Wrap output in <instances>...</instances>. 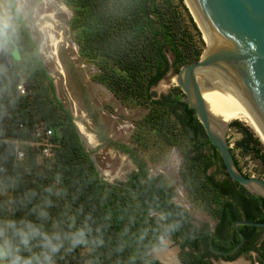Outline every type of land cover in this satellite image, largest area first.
I'll return each instance as SVG.
<instances>
[{
	"label": "trees",
	"instance_id": "obj_1",
	"mask_svg": "<svg viewBox=\"0 0 264 264\" xmlns=\"http://www.w3.org/2000/svg\"><path fill=\"white\" fill-rule=\"evenodd\" d=\"M65 1L73 6L70 25L79 31L76 42L80 53L98 58L100 80L116 93L151 101L149 120L166 140L182 150L189 164L190 186L215 218L218 239L212 241L213 246L230 248L233 242L224 246L220 240L227 233V224L233 228L231 238L238 241L234 221H264V197L248 192L227 171L224 179L208 172L221 156L179 87L169 95L151 97L150 87L170 68L177 72L202 52L201 32L184 0H148V11L140 0ZM11 7L21 21L11 34L19 59L11 67L0 66V128H4L5 138L25 139L35 122L43 120L53 128L58 146L50 158L38 159L36 151L28 149L26 158L18 161L13 158V143L0 139V228H5L0 243L7 238L19 248L21 257L43 259L42 253L47 251L42 247L43 235L47 234L59 237L53 241L60 245L52 255L53 264H163L148 253L159 240L158 219L149 214L147 202L126 183H109L99 175L71 112L56 95L26 22L15 11L14 0ZM21 79L27 88L25 94L16 90ZM20 122L23 128L18 127ZM229 123L241 125L239 144L253 149L264 166L260 138L239 120ZM9 222L15 227H7ZM28 224L39 234L31 236L25 246L20 243L18 230L27 231ZM238 227L264 264L260 227ZM80 231L82 242L74 245L73 237ZM210 249L207 245L205 252L183 250L180 262L211 264Z\"/></svg>",
	"mask_w": 264,
	"mask_h": 264
},
{
	"label": "rangeland",
	"instance_id": "obj_2",
	"mask_svg": "<svg viewBox=\"0 0 264 264\" xmlns=\"http://www.w3.org/2000/svg\"><path fill=\"white\" fill-rule=\"evenodd\" d=\"M14 4L20 9L18 13L26 22L30 36L37 44L42 61L53 79L56 95L71 112L76 126H83V130L79 128L80 136L99 175L109 183L123 180L131 162L127 153L117 144L136 148L138 157L147 161L151 171L155 173L161 170L164 179L174 186V199L186 206L195 220H204L212 226L215 218L190 186L189 164L184 160L182 150L166 140L156 124L149 120V112L153 110L151 101L116 93L100 80L101 68L98 58L80 53L76 42L79 31L70 25L74 13L73 6L65 0H14ZM12 23L15 29L21 26V21L15 14ZM200 32L204 49L206 41L203 32ZM4 47L16 50L13 40L8 41ZM175 74L170 68L152 85L151 97L160 98L162 95L174 93L179 87ZM182 98L185 99V96ZM232 120H239L241 124L253 130L264 149L262 136L248 122L241 118H233L229 122ZM242 136L241 125L229 123L226 138L241 171L247 175L264 178L263 162L253 149L244 148L239 144ZM208 172L217 179L227 176L221 159L213 162ZM259 232L262 237L264 227H260ZM162 250H165V253H175V264H181L178 255L180 250L171 239L160 238L157 244L151 247L149 254L160 258L159 252ZM209 259L211 264H220L214 258ZM243 261L249 264L250 256L243 258Z\"/></svg>",
	"mask_w": 264,
	"mask_h": 264
},
{
	"label": "water",
	"instance_id": "obj_3",
	"mask_svg": "<svg viewBox=\"0 0 264 264\" xmlns=\"http://www.w3.org/2000/svg\"><path fill=\"white\" fill-rule=\"evenodd\" d=\"M140 1L148 11V0ZM184 1L206 44L198 59L180 66L176 84L195 110L231 179L248 192L264 197V178L243 173L235 163L226 138L229 121L223 118L246 116L264 139V0ZM12 62L10 53L0 47V66L8 68ZM239 224L264 227V221L236 219L233 227L240 236L239 244L244 239ZM208 232L212 236V230ZM209 244L213 251L224 255L236 249H216L211 239ZM217 261L230 262L222 257Z\"/></svg>",
	"mask_w": 264,
	"mask_h": 264
},
{
	"label": "flooded vegetation",
	"instance_id": "obj_4",
	"mask_svg": "<svg viewBox=\"0 0 264 264\" xmlns=\"http://www.w3.org/2000/svg\"><path fill=\"white\" fill-rule=\"evenodd\" d=\"M9 41H12L11 34ZM6 50L10 53L13 61L19 59L17 49ZM117 145L122 151L127 153L131 162L125 178L119 182L126 183L132 191L147 202L149 205V214L158 219L160 229L158 238L171 239L180 250L179 254L181 251L189 249L205 252L207 245L210 246V239L211 242L214 239H218L214 231L215 223L210 226L208 222L204 220H195L186 206L174 199V186L164 179L161 170L155 173L152 172L148 167L147 161L138 157L136 148H127L120 143ZM209 230H212V236H210ZM232 234L233 228L227 224V233L223 238H220V240L224 246H229L233 242L232 246L230 248L216 249L225 251H230L235 247L236 249L226 255L219 254L210 249L208 258L210 257L217 260L222 257L230 261L220 262V264H232L237 261H242V263L247 264L243 261V258L247 259V257L250 256L249 264H262L258 259L257 249L254 246H248L245 236L239 244L240 238L236 241V237L231 238ZM251 234L253 237L255 236L254 232ZM256 245H258V242H255V246ZM253 254L254 256H252Z\"/></svg>",
	"mask_w": 264,
	"mask_h": 264
},
{
	"label": "clouds",
	"instance_id": "obj_5",
	"mask_svg": "<svg viewBox=\"0 0 264 264\" xmlns=\"http://www.w3.org/2000/svg\"><path fill=\"white\" fill-rule=\"evenodd\" d=\"M12 0H0V47H3L10 39V33L15 31L13 21V10L11 7ZM15 11L18 13L19 8ZM7 227H15L13 222H9ZM27 231L18 230V234L21 237L20 243L23 245L29 244V238L39 234V230L34 228L31 224L27 225ZM5 236V228H0V237ZM83 236V232L80 231L73 237V244L81 243L82 240L79 237ZM58 236L49 237L47 234L43 235L42 247L47 251L42 253L43 259L36 258H23L18 252L19 248H14L11 241L7 238L3 243H0V264H53L52 255L59 251L60 245L54 243V240H58Z\"/></svg>",
	"mask_w": 264,
	"mask_h": 264
},
{
	"label": "built area",
	"instance_id": "obj_6",
	"mask_svg": "<svg viewBox=\"0 0 264 264\" xmlns=\"http://www.w3.org/2000/svg\"><path fill=\"white\" fill-rule=\"evenodd\" d=\"M16 90L19 94H25L27 88L23 81L16 84ZM18 127L23 128V123L20 122ZM4 133V128L1 127L0 139L13 143V158L18 161L26 158L28 149L36 151L38 159L50 158L55 153V147L58 146V142L54 139L53 128L43 120L35 122L28 138H5ZM2 169L3 166L0 165V170ZM85 264H90V262L86 261Z\"/></svg>",
	"mask_w": 264,
	"mask_h": 264
},
{
	"label": "bare ground",
	"instance_id": "obj_7",
	"mask_svg": "<svg viewBox=\"0 0 264 264\" xmlns=\"http://www.w3.org/2000/svg\"><path fill=\"white\" fill-rule=\"evenodd\" d=\"M223 118L226 121H229L233 118H241V119L245 120L246 122H248L254 128V130L260 135V133L258 132L256 127L253 125V123L246 116L234 114V115H226ZM80 127H81L80 130H83V126L80 125ZM90 140L93 141V138L90 137ZM165 252H166L165 250H162L159 252V256H160L161 260L167 264H175L177 262L176 257H175V253H172V252L165 253ZM225 264H231V263H225ZM232 264H245V263H242L241 261H239V262L237 261L236 263H232Z\"/></svg>",
	"mask_w": 264,
	"mask_h": 264
}]
</instances>
